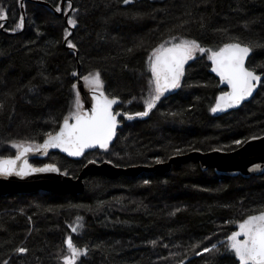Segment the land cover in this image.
<instances>
[{"label":"trees","instance_id":"16d2710c","mask_svg":"<svg viewBox=\"0 0 264 264\" xmlns=\"http://www.w3.org/2000/svg\"><path fill=\"white\" fill-rule=\"evenodd\" d=\"M37 1L53 8L61 4L23 0L25 25L17 28L20 0H0L8 13L0 19V157L17 153L13 142L39 144L54 133L75 100L77 59L63 44L68 28L63 15ZM72 2L69 18L73 13L77 26L70 40L77 46L80 74L99 70L106 94L120 99L122 113L144 110L138 100L148 95V54L172 37L195 39L213 50L237 37L242 44L251 42L247 67L263 79L251 100L214 114L211 108L224 89L209 72L205 54H198L186 64L181 86L164 94L148 116L124 119L109 149L81 159L52 152L32 159L34 165L45 160L77 176L93 153L98 162L151 166L191 150H233L264 135V0ZM260 211L264 172L223 176L189 160L162 175H87L78 194L0 195V264H62L67 235L89 249L77 264H236L223 245L219 253H196ZM76 216H83V227L72 233L68 222ZM20 247L28 251L19 253Z\"/></svg>","mask_w":264,"mask_h":264},{"label":"snow or ice","instance_id":"6c2138e0","mask_svg":"<svg viewBox=\"0 0 264 264\" xmlns=\"http://www.w3.org/2000/svg\"><path fill=\"white\" fill-rule=\"evenodd\" d=\"M124 4L131 3V0H123ZM68 8H72V0L67 2ZM60 12V7L56 8ZM7 10L0 5V19L7 18ZM67 24L75 28L77 20L68 18ZM24 26V17L21 16L17 28ZM16 29H13L15 31ZM71 32L65 29V42L71 49H76V44L72 43L69 36ZM236 42L223 44L216 50L203 47L195 39L172 37L169 41L153 48L147 57V66L150 76L147 80L148 95L143 98L144 111L134 114L124 113L128 120L136 117H146L156 107L158 101L164 94L172 89L181 86V80L185 75V65L194 60L197 53L206 54L208 60L212 62V71L220 77V82L230 88V91H221L216 98L215 106L211 108L213 113L225 111L229 108L241 104L247 97L252 96L257 85L262 83V75L257 74L255 69L246 66V60L253 52L254 45L240 43L239 38H234ZM143 47V41L139 43ZM128 51H131L129 49ZM73 75H76L73 73ZM85 86L88 87L92 95V106L85 111L78 86L73 84L75 90L74 107L63 122L59 125L56 132H48L42 144L31 141L13 142L12 147L17 150L15 157H0V176L16 175L24 177L36 172H59L55 165H45L44 167H33L28 163L27 156L31 152H47L50 148H62L71 156H81L85 149L99 146L107 149L109 143L116 135L118 125L117 117L121 113L113 111V105L117 104L118 98H109L104 92V81L99 70L90 72L82 77ZM135 99V98H134ZM3 107V105H0ZM235 143L239 144L240 141ZM179 151V150H178ZM67 174V173H65ZM148 183V181H145ZM81 218H77L79 221ZM72 233H77L82 227L77 223L76 226L69 225ZM210 239V238H206ZM155 244L156 241H152ZM200 243L194 244L193 249L199 248ZM67 252L62 257V264H77V262L88 254L87 246H78L72 235H68L64 241ZM223 245L224 251L234 257L236 264H264V211L256 215H247L245 219L238 223V230L232 231L226 236V242L211 244L204 247L203 253H219ZM19 253H26L27 248L20 247ZM182 264V262H181Z\"/></svg>","mask_w":264,"mask_h":264},{"label":"water","instance_id":"95a60500","mask_svg":"<svg viewBox=\"0 0 264 264\" xmlns=\"http://www.w3.org/2000/svg\"><path fill=\"white\" fill-rule=\"evenodd\" d=\"M66 1L68 0H61L60 12H57L56 8H53L47 2H43V1H37V2L43 3L51 7L56 15L59 16L63 15L64 22L67 28L72 33L71 36L68 37V39H71L75 31V28L68 25L67 20L74 8V4L72 2L73 7L71 9L70 8L65 9ZM23 4H24L23 0H20L21 13L22 16L25 18V11ZM3 25L4 24L1 25V28H3ZM24 25H25V19H24ZM63 44L68 49H71L68 47L67 43L65 42V38ZM71 50L75 52L77 59L76 85L78 86L80 92L81 101L84 110L87 111L92 106L93 93L88 87L85 86V83L80 74V63L78 61L77 48ZM247 60H246V66H247ZM209 72L218 79V85L221 89H224L223 90L224 92L230 91V88L228 86L220 82V77L218 76V74L212 71L211 61H210ZM257 74L260 73L257 72ZM262 79H263V75H262ZM260 84L257 85V88L253 91L252 96L247 97L244 101L241 102L240 105L233 108H229L225 111H217L214 114H221L238 109L244 103L251 100V98L255 95L256 91L258 90ZM173 90L175 89H172L166 92L165 94L170 93ZM219 95L220 93L218 94V96ZM109 98H113V97L109 96ZM120 102L121 101L118 98L117 104L113 105L114 112L118 107V105L120 104ZM215 103L213 107L215 106ZM117 120H118V125L116 129V135L113 137V140L109 143L107 149L111 147V145L116 139L118 130L123 126V123L120 121V116L117 117ZM58 130L59 128L56 131ZM44 139L39 144H42ZM97 149L107 150V149H101L99 148V146H95L92 148L85 149L84 153L81 156H71L67 152L63 151L62 148H50L47 150L46 153L43 150L40 152H31L28 154L27 159H28V163L33 167H44L45 165H55L58 169H60L59 166L55 163L48 162L41 165H34L31 160L32 159L43 160L52 152H60L70 158L81 159L84 156V154H86L87 152L94 151ZM15 155L9 157H15ZM189 160L197 161L202 169L204 170L208 168L213 169L219 175H226V176L241 175L245 178L259 175L264 172V135L251 137L248 140H246L243 144H241L239 147L233 150H220V149H214L209 151L191 150L186 153L173 155L169 157L168 160L157 162L151 166L133 165L128 167H123V166L115 165L107 160H103L100 162L95 160H90L82 167V169L77 174V176L65 174L66 172L62 171L61 169L59 172L48 171V172L30 173L29 175L24 177L16 176L14 174L11 176H0V195L37 192L41 190L54 192L58 194H78L83 192L84 190V178L87 175H93V174L104 175L109 178H116L122 174L138 175L143 171H151V172H155L158 175H162L166 171H169L172 165L180 166L182 163L187 162Z\"/></svg>","mask_w":264,"mask_h":264},{"label":"rangeland","instance_id":"374dc122","mask_svg":"<svg viewBox=\"0 0 264 264\" xmlns=\"http://www.w3.org/2000/svg\"><path fill=\"white\" fill-rule=\"evenodd\" d=\"M66 8H68V6L66 5L65 6ZM65 8V9H66ZM71 18H75V15L72 13L71 14V16H70ZM198 54H201V53H197V55ZM205 56L207 57V55L205 54ZM208 59V58H207ZM210 61V60H209ZM138 101H140V102H142L143 103V98H140ZM143 106H144V104H143ZM73 107H74V102H73V104H72V109H73ZM71 109V110H72ZM144 110H145V107H144ZM143 110V111H144ZM136 118H140V117H136ZM135 119V118H134ZM126 120H128L127 118H126ZM133 120V119H132ZM130 121V120H129ZM15 149V148H14ZM16 150V149H15ZM15 153H16V151H15ZM88 159H89V161L90 160H94V159H96L97 160V155L95 154V153H93V154H90L89 155V157H88ZM44 162L45 163H48L47 161H45L44 160ZM44 164V163H43ZM81 218L79 221H77V218ZM82 219H83V216H76V217H74L71 221H69L68 222V225H72V226H76V224L77 223H79V224H81L82 225V227H83V224H82ZM82 227L79 229V231L77 232V233H79V232H81V230H82ZM71 229V228H70ZM238 230V223H237V227H236V230L235 231H237ZM68 236V235H67ZM66 236V237H67ZM66 237H65V239H66ZM214 239H212L211 241H213ZM220 242H226V239H224V240H219ZM218 241H215V242H213V243H211V244H214V243H217ZM211 245H209L208 247H210ZM82 248V247H81Z\"/></svg>","mask_w":264,"mask_h":264},{"label":"flooded vegetation","instance_id":"af4514ba","mask_svg":"<svg viewBox=\"0 0 264 264\" xmlns=\"http://www.w3.org/2000/svg\"><path fill=\"white\" fill-rule=\"evenodd\" d=\"M115 112L121 113L120 121L123 123L124 119H126V116L123 115L124 113H122L119 108H116Z\"/></svg>","mask_w":264,"mask_h":264},{"label":"bare ground","instance_id":"6f19581e","mask_svg":"<svg viewBox=\"0 0 264 264\" xmlns=\"http://www.w3.org/2000/svg\"><path fill=\"white\" fill-rule=\"evenodd\" d=\"M167 172V171H166ZM224 176V175H223Z\"/></svg>","mask_w":264,"mask_h":264}]
</instances>
